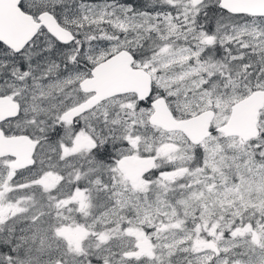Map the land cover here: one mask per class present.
Masks as SVG:
<instances>
[{
    "label": "snow or ice",
    "instance_id": "6c2138e0",
    "mask_svg": "<svg viewBox=\"0 0 264 264\" xmlns=\"http://www.w3.org/2000/svg\"><path fill=\"white\" fill-rule=\"evenodd\" d=\"M0 264H264V0H0Z\"/></svg>",
    "mask_w": 264,
    "mask_h": 264
}]
</instances>
